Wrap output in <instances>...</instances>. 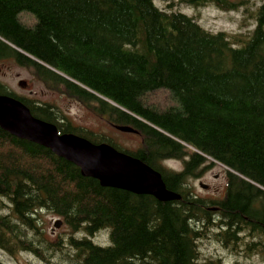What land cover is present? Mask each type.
<instances>
[{
	"label": "trees",
	"instance_id": "trees-1",
	"mask_svg": "<svg viewBox=\"0 0 264 264\" xmlns=\"http://www.w3.org/2000/svg\"><path fill=\"white\" fill-rule=\"evenodd\" d=\"M181 2L239 12L240 28L248 21L254 27L212 33L175 11L172 0H0V61H13L111 127L134 132L138 145L126 150L104 133L74 127L55 105L17 97L1 83L0 95L60 134L157 170L179 196L160 202L102 187L0 128V252L26 253L41 264H200L208 241L264 262V0ZM170 161L181 170L165 168ZM217 165L226 168L222 194L197 196L192 182ZM43 213L66 232L46 238ZM96 236L109 244L93 243Z\"/></svg>",
	"mask_w": 264,
	"mask_h": 264
},
{
	"label": "rangeland",
	"instance_id": "rangeland-1",
	"mask_svg": "<svg viewBox=\"0 0 264 264\" xmlns=\"http://www.w3.org/2000/svg\"><path fill=\"white\" fill-rule=\"evenodd\" d=\"M175 4V11L182 14L198 19L199 25L210 32H226V33H245L252 30L254 25L251 21H248V28H240V22L242 14L237 12H220L213 6L208 5L204 8H191L186 6L181 0H172ZM159 0H154V4L157 5ZM19 81H25L27 87L22 89L18 86ZM0 83L3 84L6 89L20 98L34 99L42 103H51L55 105L66 117H68L74 127H81L89 129L94 132L104 133L111 138V140L119 145L123 149H134L138 145V138L132 133H119L115 128L108 125L103 119L92 114L81 103L73 101L71 98L62 96L61 94L47 90L41 83L37 82L32 74L19 66H17L11 60L0 61ZM155 101L160 106L165 102V93L159 92L154 95ZM88 131V130H87ZM165 168H170L174 171H179L182 168L181 162L170 161L164 164ZM224 168L217 165L204 176L192 182L191 186L195 194L199 197L212 198L219 197L222 194L225 185V172ZM203 184L208 187L207 190L201 189L199 184ZM0 213H4L3 210ZM42 216V228L44 236L50 240L55 239L60 233L66 232L63 224L61 223L59 228L53 231L54 223L60 221L58 218L43 213ZM93 243L106 246L109 244L107 237L96 236L91 238ZM106 241V242H105ZM104 243V244H99ZM201 261L200 264H209L210 260L221 258L223 264H233L237 261L239 264H264L259 257L244 258L242 254L237 257L233 254H229L226 250L222 249L219 245L203 241L200 246ZM0 259L5 264H41L33 256L22 253L16 257H10L5 253L0 252Z\"/></svg>",
	"mask_w": 264,
	"mask_h": 264
},
{
	"label": "water",
	"instance_id": "water-1",
	"mask_svg": "<svg viewBox=\"0 0 264 264\" xmlns=\"http://www.w3.org/2000/svg\"><path fill=\"white\" fill-rule=\"evenodd\" d=\"M18 85L26 87L24 81ZM0 128L14 137L47 148L57 157L78 167L82 176L96 179L102 187L150 195L160 202L179 199L178 195L166 189L157 171L107 146H94L75 136L59 135L53 124L32 117L19 101L0 97ZM122 131L126 132V129ZM199 186L206 189L202 184ZM58 225L55 224V227Z\"/></svg>",
	"mask_w": 264,
	"mask_h": 264
},
{
	"label": "bare ground",
	"instance_id": "bare-ground-1",
	"mask_svg": "<svg viewBox=\"0 0 264 264\" xmlns=\"http://www.w3.org/2000/svg\"><path fill=\"white\" fill-rule=\"evenodd\" d=\"M1 96V95H0ZM4 96V95H3ZM63 159V158H62ZM166 186V185H165ZM167 189V188H166ZM176 194V193H175ZM177 195V194H176Z\"/></svg>",
	"mask_w": 264,
	"mask_h": 264
}]
</instances>
